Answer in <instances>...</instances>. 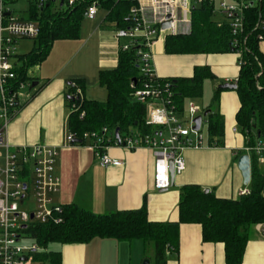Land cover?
Instances as JSON below:
<instances>
[{"label":"crops","instance_id":"obj_1","mask_svg":"<svg viewBox=\"0 0 264 264\" xmlns=\"http://www.w3.org/2000/svg\"><path fill=\"white\" fill-rule=\"evenodd\" d=\"M102 8L108 14L100 12L94 20L88 19L86 14L82 16L77 37L62 40L56 48L53 46L45 61L35 69L31 68L34 69L32 74L36 75L30 76L31 86L35 82L38 86L33 89L30 86L31 94L22 95L17 113L6 126L0 120L5 139L13 148L44 144L57 149L55 174L61 180L60 190L53 196L57 205L75 204L96 215H105L138 210L146 202L148 219L166 223L179 221L180 194L186 185H198L204 191H213L219 198L238 199L239 190L250 189L251 183L244 184L238 167L240 156L236 159L237 153H243L249 145L237 122L241 102L236 90H222L218 102L214 101L220 85L234 84L239 77L240 56L236 52L175 54L167 51L163 38L153 46L152 64L160 79L192 78L197 68L210 69L213 76L205 80L204 86L208 81L216 86L213 104L209 108L224 119L225 145L187 150L186 170L175 176L168 190L155 188V156L150 149L129 151L110 146L109 156L124 164L103 167L91 141L84 145L64 144L65 135L70 132L68 120L72 113L67 106L69 83L83 81L84 99L106 102L108 91L100 83V73L118 66L120 46L127 42L125 39L116 40L115 33L119 28L115 22L107 20L110 11ZM213 19L218 26L226 24L220 13L213 12ZM258 44L264 54V42ZM19 58L13 61L16 67L20 66L19 61L21 63ZM106 138L112 140L111 132ZM257 140H264V135H255L254 141ZM252 160V169L264 176V165H258L254 158ZM257 226L253 228L241 264H264V238ZM56 251L61 253V264H143L155 254L154 247L146 246L141 239L117 241L110 238L60 245ZM167 264H227L225 245L204 242L199 224H181L178 249L168 254Z\"/></svg>","mask_w":264,"mask_h":264},{"label":"trees","instance_id":"obj_2","mask_svg":"<svg viewBox=\"0 0 264 264\" xmlns=\"http://www.w3.org/2000/svg\"><path fill=\"white\" fill-rule=\"evenodd\" d=\"M133 4L132 0H106L103 7L110 11L107 20L115 22L119 29L128 27V16ZM48 13L41 14L39 48L20 57L22 64L15 70L14 87L20 82L31 80L28 71L45 61L55 40L77 37L79 21L85 15L86 8L81 5L64 14ZM247 16V44L243 50L236 83L241 102L237 122L242 132L249 135L253 142L255 135H264V54L259 50L256 33L253 32L258 10L248 12ZM230 37L229 25L226 23L218 26L213 19L212 7L205 4L193 12L192 33L168 36L166 47L167 51L175 54L235 53L229 46ZM137 50V46L128 51L121 50L118 66L114 70L100 73V83L108 91L106 102L73 98L74 89L71 87L72 82L69 83L67 106L72 113L68 125L76 140L81 141L77 144L84 145L87 142L83 139L85 133L95 132L101 135L104 128L110 131L120 129L121 136L130 132L151 131L146 126L147 106L136 102L132 97L131 85L134 84L136 88L143 86L137 64ZM212 76L210 69L204 67L197 68L192 78L163 80H170L174 84L175 104L183 111L188 99L203 96L204 82ZM75 82L84 89L83 81ZM221 91L219 88L215 91V102H218ZM74 107L77 109L74 110ZM209 110L208 144L223 147L224 119L211 108ZM82 112H85L83 119L80 117ZM241 154L244 153L238 152L236 159ZM251 171V193L238 199L219 198L213 191L206 192L198 185L184 186L180 194L178 222H151L146 202L138 210L105 215H96L75 204L63 206L61 223L35 225L28 230L31 238L44 249L34 254V261L37 264H61V253L49 250L51 245L80 244L96 238H110L117 241L141 239L146 246L154 247V264H167L168 254L178 249L181 224H199L204 242L225 245L227 264H241L254 226L264 223V176L255 168Z\"/></svg>","mask_w":264,"mask_h":264},{"label":"built area","instance_id":"obj_3","mask_svg":"<svg viewBox=\"0 0 264 264\" xmlns=\"http://www.w3.org/2000/svg\"><path fill=\"white\" fill-rule=\"evenodd\" d=\"M19 1L0 0V120L5 126L17 113L19 99L23 95L21 90L31 86L30 82H20L16 87L13 84L16 80L17 67L13 61L18 57L17 42L39 38L42 32V13H51L58 6L60 11L66 8L68 13L83 5L86 17L94 20L106 0H25L30 8L25 9L21 15L15 14L10 7ZM132 1L134 4L128 16L130 25L117 29L115 38L117 41L127 40L120 46L122 51L137 46V64L143 86L136 88L132 84V97L136 102L147 106L146 126L151 131L130 132L117 139L115 131L104 128L101 135L95 132L85 133L83 139L92 142L91 147L103 167L124 164L109 156L107 151L110 146L129 151L141 148L152 150L155 156V188L168 190L172 186L171 163L174 165L175 176H180L186 170L187 150L212 146L208 144V136L202 132L206 117L202 119L200 130H195V119L203 116L205 111L195 106L191 100L187 101L189 111H180L175 104L174 84L157 77L152 64L155 42L162 38L166 40L171 35H190L193 31V9L206 4L212 7L214 13H220L226 19L231 32L229 46L239 54L241 64L247 44V13L255 9L258 10V19L253 32L256 33L258 42H264V0ZM165 23H169L167 29L162 27ZM71 87L74 89L72 97L83 100V88L75 81L71 83ZM80 117L83 119L85 112ZM234 131L237 132L238 129L235 128ZM109 132L111 141L105 138ZM245 137L249 145L243 153L249 155L251 169L253 158L258 165H264V140L252 142L249 135L245 134ZM76 141L71 132L65 135V145H73ZM58 156L57 149L44 144L13 148L4 137V129L0 130V159L3 160V165H0V264L34 263V254L44 249L37 243L31 247L21 244L24 240L32 239L28 230L35 225L62 222L63 205L53 202V196L59 192L61 185L60 178L55 174ZM250 193L249 188L238 192L240 197ZM262 197L264 198V188ZM31 200H34V209H22ZM257 230L264 238V223L259 224Z\"/></svg>","mask_w":264,"mask_h":264},{"label":"rangeland","instance_id":"obj_4","mask_svg":"<svg viewBox=\"0 0 264 264\" xmlns=\"http://www.w3.org/2000/svg\"><path fill=\"white\" fill-rule=\"evenodd\" d=\"M11 9L15 12V14H19L21 15V13L26 9V10H29V4L27 1L25 0H20L19 2L13 4L10 6ZM53 11V12H52ZM51 11V14L52 15H55V14H64L67 12L66 8H63L62 11L59 10V6L56 8V9H52ZM100 12H103V15H106L108 14V11L104 8H101L99 10V13ZM47 14H49L48 12H46ZM41 18H42V15H40ZM85 27V26H84ZM60 42H62V40H55L51 49L52 50L54 47L56 48V45H58ZM40 46V42H39V39H30V40H20L17 42L16 44V55L19 57H22V56H25V55H28L29 53H31L33 50L39 48ZM54 46V47H53ZM20 59V58H19ZM15 61V60H14ZM18 64H22L19 63ZM35 69V68H34ZM34 69H30L28 71V75L29 77L31 76H36L35 74L33 75L32 74V71ZM30 82V80H29ZM215 84L211 83V82H206L205 83V86H204V94L202 97L200 98H196V99H193V104L195 106H197L198 108H200L201 110H207L209 108L210 105H212V99H213V96H214V88H215ZM21 93L24 95H27V94H31V91H29V87H26L24 88L23 90H21ZM216 106V105H214ZM189 111V102H186L185 104V112L187 113ZM187 126V125H186ZM207 127H208V124H207V118H204V122H203V127H202V132L204 133V135H206V137L208 136V132H207ZM3 153H4V150H1ZM0 165H3V160L0 159ZM262 171H264V168L262 169ZM34 200H31L27 205L26 207H22V209H26V210H30V209H34ZM261 224V223H260ZM259 225V224H258ZM36 242L32 239L30 240H24L22 241V245L23 246H29L31 247L32 245H34ZM60 247V245H51L49 247V250H58ZM149 263L150 264H154V256L152 254V256L150 257V259H148ZM32 264H37L36 262L32 263Z\"/></svg>","mask_w":264,"mask_h":264},{"label":"water","instance_id":"obj_5","mask_svg":"<svg viewBox=\"0 0 264 264\" xmlns=\"http://www.w3.org/2000/svg\"><path fill=\"white\" fill-rule=\"evenodd\" d=\"M162 27H163V29H167L169 27V23L163 24ZM37 86H38V82H35L31 86V89L36 88ZM237 88H238V85L236 83H234V84L226 83L224 85L219 86V89H221V90H237ZM209 113H210V110L206 111L203 116H198L195 119V123H196L195 130H197V131L200 130L203 117H207L209 115ZM115 136L117 139L120 138V129H116ZM75 143H79V141H76ZM238 167L242 173L244 184L249 185V183L251 182V177H252V171H251L252 169H251V163H250L249 155L246 154V155L240 156V158L238 160ZM170 171H171V181L173 183V181L175 179L173 163H171ZM206 192H209V191H206ZM24 228H26V226H24ZM143 264H150V263L148 260H145L143 262Z\"/></svg>","mask_w":264,"mask_h":264}]
</instances>
